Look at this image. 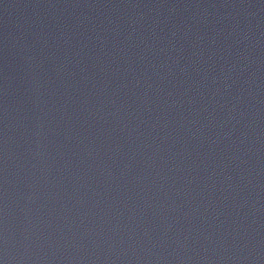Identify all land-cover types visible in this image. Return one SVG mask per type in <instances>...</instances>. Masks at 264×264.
I'll use <instances>...</instances> for the list:
<instances>
[{"label":"water","instance_id":"obj_1","mask_svg":"<svg viewBox=\"0 0 264 264\" xmlns=\"http://www.w3.org/2000/svg\"><path fill=\"white\" fill-rule=\"evenodd\" d=\"M0 264H264V0H0Z\"/></svg>","mask_w":264,"mask_h":264}]
</instances>
